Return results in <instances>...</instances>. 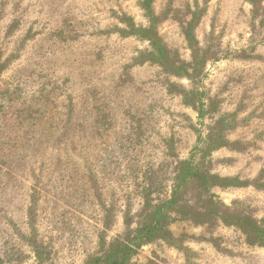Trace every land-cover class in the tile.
I'll return each mask as SVG.
<instances>
[{
	"label": "rangeland",
	"instance_id": "rangeland-1",
	"mask_svg": "<svg viewBox=\"0 0 264 264\" xmlns=\"http://www.w3.org/2000/svg\"><path fill=\"white\" fill-rule=\"evenodd\" d=\"M0 64V264H85L124 240L213 127L204 169L231 182L208 195L264 225V0H0ZM167 229L176 246L127 264H264L220 219Z\"/></svg>",
	"mask_w": 264,
	"mask_h": 264
},
{
	"label": "trees",
	"instance_id": "trees-1",
	"mask_svg": "<svg viewBox=\"0 0 264 264\" xmlns=\"http://www.w3.org/2000/svg\"><path fill=\"white\" fill-rule=\"evenodd\" d=\"M252 6L255 8L257 0H249ZM146 34L150 33V29L145 31ZM185 37L192 49V60L194 67L197 65L198 51L193 48V38L190 30H186ZM151 46L158 52L161 57L160 61H164L163 48L160 46L158 38L153 36H148ZM164 65V63H162ZM3 69V65L0 64V72ZM204 106L200 102L198 104V114L200 117L203 116ZM215 128L209 130L206 137V143L202 145L201 152L204 154L198 162L190 159L185 162H181L178 167H176V174L173 179L172 190L170 197L164 201H161L153 206L147 205L144 210L141 211V219L138 226L133 230L130 236H127L122 241H117L103 251H101L97 256L90 257L85 264H127L130 258L135 254L136 250L142 246L151 243L155 240H163L172 246H176V240L171 238V234L167 227L171 222V214H174L180 218H188V216L193 219L196 223H206L214 219H220L223 223L238 227L245 234L246 239L250 242L259 244L264 247V225H257L250 218L235 214L230 211L224 205L215 202L212 195H208L210 188L217 186L221 187L220 184L216 182L230 183V180H222L211 176L204 169L205 156L213 150H217L224 145L222 142L221 134H214ZM190 187L194 191L198 192V200L195 197L194 203L192 205L189 202L184 201L186 196L191 193ZM200 196H205L206 199L200 198ZM180 203L179 202H182ZM188 201V200H187ZM196 205V206H195ZM198 205V206H197ZM31 221L33 219V212L29 211ZM37 258L40 256L37 253ZM41 264V261L40 263Z\"/></svg>",
	"mask_w": 264,
	"mask_h": 264
}]
</instances>
